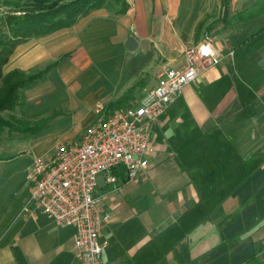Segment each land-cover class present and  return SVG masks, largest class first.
<instances>
[{
	"label": "crops",
	"instance_id": "crops-1",
	"mask_svg": "<svg viewBox=\"0 0 264 264\" xmlns=\"http://www.w3.org/2000/svg\"><path fill=\"white\" fill-rule=\"evenodd\" d=\"M253 1L230 0L231 14ZM126 2L123 13L111 2L69 27L27 39L3 65V74L36 72L59 60L22 92L19 116L52 115L50 124L21 134L28 140L21 150L5 151L0 160L14 171L13 178L2 177L4 167L0 172V264H80L72 226L38 210L22 211L35 155L50 156L58 144L78 141L91 124L85 117L99 108L107 115L131 105L164 69L182 67L183 50L206 33L195 37L201 0ZM213 39L223 57L185 85L152 125L155 151L147 168L123 179L118 190L97 179L93 196L110 215L100 231L102 264L264 258V12ZM130 88L124 104L105 108Z\"/></svg>",
	"mask_w": 264,
	"mask_h": 264
},
{
	"label": "built area",
	"instance_id": "built-area-1",
	"mask_svg": "<svg viewBox=\"0 0 264 264\" xmlns=\"http://www.w3.org/2000/svg\"><path fill=\"white\" fill-rule=\"evenodd\" d=\"M184 65L166 68L156 85L131 105L111 111L87 125L76 142L58 144L47 158H35L28 173L29 189L23 212L38 210L62 226L74 228V247L80 264H102L105 242L100 240L109 213L93 193L103 176L112 190L148 166L155 147L152 125L166 112L185 85L193 82L223 56L209 33L183 50ZM226 56L232 57L229 49ZM124 175V176H122Z\"/></svg>",
	"mask_w": 264,
	"mask_h": 264
},
{
	"label": "trees",
	"instance_id": "trees-1",
	"mask_svg": "<svg viewBox=\"0 0 264 264\" xmlns=\"http://www.w3.org/2000/svg\"><path fill=\"white\" fill-rule=\"evenodd\" d=\"M230 0H219V15L217 23L223 28L246 21L264 12V0H255L243 9L231 14ZM118 4L117 12L123 13L128 9L126 0H3L2 5L9 9L4 11L3 23L7 27L5 34H0V133L5 130L10 134L34 135L46 128L52 115L40 114L31 119L16 115L9 118L2 116L3 111H14L16 107L22 112L25 102L22 97L24 89L43 81L48 72L54 69L59 60L45 66L36 72H25L14 69L3 74L2 67L7 62L14 48L35 36L49 34L60 28L73 25L80 17L90 11L104 7L108 3ZM132 88L119 99L110 102L106 109L119 108L127 99ZM248 264H264L263 259L251 256Z\"/></svg>",
	"mask_w": 264,
	"mask_h": 264
},
{
	"label": "rangeland",
	"instance_id": "rangeland-1",
	"mask_svg": "<svg viewBox=\"0 0 264 264\" xmlns=\"http://www.w3.org/2000/svg\"><path fill=\"white\" fill-rule=\"evenodd\" d=\"M2 1L3 0H0V34H5L7 32V27L3 23L2 16L4 14V11L8 10L9 8L2 5ZM197 12H198V16H197V22L195 23V37L200 36L201 32L205 31L209 33L210 36L213 38L214 36L219 35L222 32H224V30H226L225 28L222 27L223 26L222 23H217L215 21L219 15V0H201L200 6ZM3 71L4 70L2 67V72ZM152 80L153 78L151 79V82ZM81 93L82 91L80 89L77 90L75 94L76 97H79ZM101 110L102 109L99 108V111L97 112V114L91 113L92 115L85 117L84 124L86 125L87 123H90V122L93 123L94 121H96L97 117L99 118V117L105 116L104 113H101ZM12 114L19 116L20 114L19 108L16 107L15 110L12 112L11 111L2 112V116L4 118H9V116ZM22 138L24 137L21 136V134H17V133L10 134L6 130L0 133V160L3 159V155L5 151L11 154H14L20 151L21 145H23L24 142L28 141L27 139H22ZM47 154L45 157H42V154H36L35 156L38 158H47L49 156V153ZM3 167H4L3 165H0L1 174H2ZM17 167H19V165ZM4 169H5L4 176L2 177L3 178H13L14 171L10 169V167H7V166H5Z\"/></svg>",
	"mask_w": 264,
	"mask_h": 264
},
{
	"label": "water",
	"instance_id": "water-1",
	"mask_svg": "<svg viewBox=\"0 0 264 264\" xmlns=\"http://www.w3.org/2000/svg\"><path fill=\"white\" fill-rule=\"evenodd\" d=\"M135 45H136V41L134 40V38L132 36H130L126 42V47L132 51L135 49Z\"/></svg>",
	"mask_w": 264,
	"mask_h": 264
}]
</instances>
